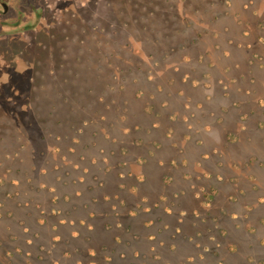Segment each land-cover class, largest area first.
<instances>
[{"label":"rangeland","instance_id":"1","mask_svg":"<svg viewBox=\"0 0 264 264\" xmlns=\"http://www.w3.org/2000/svg\"><path fill=\"white\" fill-rule=\"evenodd\" d=\"M53 3L38 28L0 36V176L42 165L76 132L91 137L107 124L120 136V162L137 173L123 176L127 185L114 202L125 216L116 231L122 242L114 244L112 232H90L98 257L264 264V0ZM152 66L165 87L153 98H137L132 83L120 86L136 75L128 70ZM185 70L201 81L182 83ZM150 102L148 125L162 124L127 135L126 125L148 120ZM85 118L93 120L83 125ZM135 138L148 139L154 156L138 159L144 149L133 147ZM128 143L136 152L122 148ZM72 226L61 232L70 235ZM29 260L0 250L2 264Z\"/></svg>","mask_w":264,"mask_h":264},{"label":"trees","instance_id":"2","mask_svg":"<svg viewBox=\"0 0 264 264\" xmlns=\"http://www.w3.org/2000/svg\"><path fill=\"white\" fill-rule=\"evenodd\" d=\"M182 68L180 65L175 66L177 72ZM133 69L135 68L128 71L136 75L132 80L125 78L121 81L122 88L130 83L134 84L135 94L140 99L142 96L153 98L157 92L164 91V85L156 80L153 66L146 71H142L141 67L136 71ZM192 70L200 69L194 66ZM185 72V76L181 79L182 83L201 81L200 77L191 71L185 70ZM205 74L203 72L202 76ZM179 93H183V90ZM128 103L129 100L126 98L123 107L125 112L129 108ZM161 105L166 107V101ZM120 107L118 106L117 109L119 110ZM146 107L151 116L152 109L156 107L155 103H147ZM150 116L144 123L126 125L125 132H128L126 134L162 124V120L158 119L152 121V125L149 126L152 120ZM107 117L104 113L105 120ZM124 117L126 118L127 115ZM92 120L85 118L82 124L87 125ZM108 122L110 127H113L117 120H108ZM106 129L107 124L101 125L91 137L87 136V138H84L83 130L80 133L76 132V135L69 137L67 140L69 143L65 147L56 146L52 157L42 165L34 162L26 168L18 167L17 176H13L12 168H9V178L0 176V250L6 257L12 259L20 255L30 259L27 264H69L71 262L69 259L76 257L74 264H87L84 258L92 255L94 258L89 264H105L102 263L104 261L108 264H116L114 258L116 255H109L103 259L98 257L99 246L90 243L93 239L90 232L94 233L99 229L112 232L114 244L122 242V237L116 231L122 226L121 218L125 216L115 210L117 205L114 202L120 201V188L127 185L123 176L137 172L131 163L128 170H126L128 166L122 165L123 162L119 160L121 158L117 156L119 148H116L121 143L120 136L117 137L114 132ZM103 142L106 145H103ZM130 143L133 147L144 149V153L140 154L138 159L154 156L148 139L142 138L139 141L135 138ZM155 143L154 140L150 141V144ZM122 148L136 152V149L130 148L129 143ZM77 152L81 153L77 154ZM59 154L62 156L58 157ZM76 154L79 156L77 157ZM85 161L90 162L89 166L82 164ZM111 203L113 210L107 208ZM69 224L75 226L72 233L63 234L61 232L63 226ZM46 227L48 231L44 230ZM80 227H85L87 233ZM75 239L83 241L84 245H72ZM63 243H66V249L61 248ZM87 248L92 251L88 253ZM65 255L66 258L63 257Z\"/></svg>","mask_w":264,"mask_h":264},{"label":"flooded vegetation","instance_id":"3","mask_svg":"<svg viewBox=\"0 0 264 264\" xmlns=\"http://www.w3.org/2000/svg\"><path fill=\"white\" fill-rule=\"evenodd\" d=\"M54 1L0 0V36L38 28L47 16L46 5Z\"/></svg>","mask_w":264,"mask_h":264}]
</instances>
